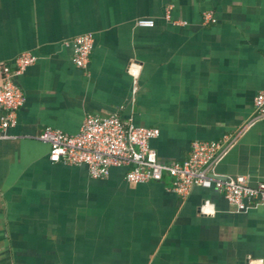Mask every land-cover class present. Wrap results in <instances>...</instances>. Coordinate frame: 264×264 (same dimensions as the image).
Returning a JSON list of instances; mask_svg holds the SVG:
<instances>
[{
  "label": "crops",
  "instance_id": "1",
  "mask_svg": "<svg viewBox=\"0 0 264 264\" xmlns=\"http://www.w3.org/2000/svg\"><path fill=\"white\" fill-rule=\"evenodd\" d=\"M82 35L93 44L78 68ZM24 53L36 62L15 78L24 103L0 140V264H264V204L239 212L198 187L179 198L167 175L133 185L125 169L94 180L87 166L52 163L39 139L116 115L158 130L150 146L167 165L193 142L234 137L212 172L264 183V0H0V85Z\"/></svg>",
  "mask_w": 264,
  "mask_h": 264
},
{
  "label": "built area",
  "instance_id": "2",
  "mask_svg": "<svg viewBox=\"0 0 264 264\" xmlns=\"http://www.w3.org/2000/svg\"><path fill=\"white\" fill-rule=\"evenodd\" d=\"M205 19L214 21L210 12ZM166 20H170L169 11ZM140 28H152L154 21L139 19ZM93 40L90 35L78 36L73 41L74 62L84 68L91 54ZM13 68L3 67V80L0 85V109L4 116L0 121V140L8 139L6 134L17 123V113L24 103V94L15 83L28 67L36 62V57L24 53L15 59ZM139 66L129 69L135 77ZM255 119L264 118V89L254 100ZM160 135L158 130L144 128L123 121L116 115L85 117L78 134L68 135L60 130L47 127L39 139L49 145V159L52 163L72 166H87L90 177L103 180L110 176L113 169H125V182L133 185L159 183L163 175L171 180V191L179 198L188 195L193 187L214 189L239 212L264 204V183L251 186L243 175L221 178L212 172V167L223 157L234 142V137H224L221 142H193L189 156L181 163L160 165L157 154L150 142ZM214 205L205 201L201 213H213ZM257 261H250L256 264Z\"/></svg>",
  "mask_w": 264,
  "mask_h": 264
}]
</instances>
